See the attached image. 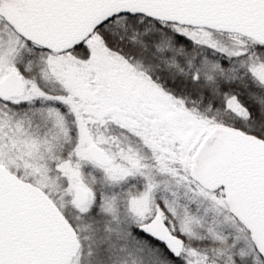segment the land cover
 I'll return each instance as SVG.
<instances>
[{
    "label": "snow or ice",
    "instance_id": "6c2138e0",
    "mask_svg": "<svg viewBox=\"0 0 264 264\" xmlns=\"http://www.w3.org/2000/svg\"><path fill=\"white\" fill-rule=\"evenodd\" d=\"M0 264H264V0H0Z\"/></svg>",
    "mask_w": 264,
    "mask_h": 264
}]
</instances>
